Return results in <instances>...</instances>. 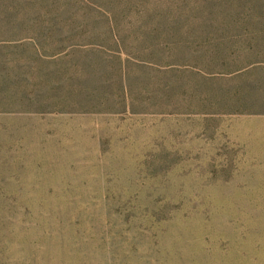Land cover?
<instances>
[{
    "label": "rangeland",
    "instance_id": "1",
    "mask_svg": "<svg viewBox=\"0 0 264 264\" xmlns=\"http://www.w3.org/2000/svg\"><path fill=\"white\" fill-rule=\"evenodd\" d=\"M0 264H264V0H0Z\"/></svg>",
    "mask_w": 264,
    "mask_h": 264
},
{
    "label": "trees",
    "instance_id": "2",
    "mask_svg": "<svg viewBox=\"0 0 264 264\" xmlns=\"http://www.w3.org/2000/svg\"><path fill=\"white\" fill-rule=\"evenodd\" d=\"M101 10V9H100Z\"/></svg>",
    "mask_w": 264,
    "mask_h": 264
}]
</instances>
